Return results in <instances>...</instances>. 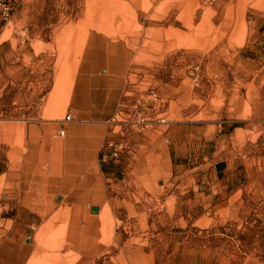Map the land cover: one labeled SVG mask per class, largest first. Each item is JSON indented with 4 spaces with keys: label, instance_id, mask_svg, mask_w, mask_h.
<instances>
[{
    "label": "rangeland",
    "instance_id": "rangeland-1",
    "mask_svg": "<svg viewBox=\"0 0 264 264\" xmlns=\"http://www.w3.org/2000/svg\"><path fill=\"white\" fill-rule=\"evenodd\" d=\"M258 1L52 0L54 17L84 18V28L131 47L123 97L107 117L119 112L128 123L105 125V140L113 130L123 132L118 142L127 147L115 165L102 162L103 200L92 192L82 206L70 207L60 195L51 215L30 217L35 226H24L21 217L9 230L5 221L0 264H264V6H254ZM72 45L63 43V60L70 62ZM70 92L65 97L64 88H53L51 101L35 108L47 119L71 112L75 121ZM27 110L21 105L20 115L28 118ZM139 116L148 122L141 135L134 125ZM229 124L245 129L234 137L240 151L232 154L244 158L246 187L224 205L205 206L196 192L199 171L189 175L180 167L186 161L172 165L165 154L159 162L151 152L162 140L165 153L174 144L183 153L191 139L193 167L201 162L194 153L200 142ZM0 129L6 164L8 148L24 143L25 125L0 116Z\"/></svg>",
    "mask_w": 264,
    "mask_h": 264
},
{
    "label": "crops",
    "instance_id": "crops-1",
    "mask_svg": "<svg viewBox=\"0 0 264 264\" xmlns=\"http://www.w3.org/2000/svg\"><path fill=\"white\" fill-rule=\"evenodd\" d=\"M5 1L13 11L10 18L0 13V116L25 125L24 143L8 148L11 158L6 164L0 129V228L7 221L12 230L21 217H27L24 226L32 227L36 222L30 217L51 215L52 201L60 195L70 207L82 206V199L92 192L100 200L105 198L101 150L109 138L105 140L104 121L121 102L134 53L123 39L99 28H84V18L54 17L52 0ZM261 2L254 6H264ZM66 40L73 41L70 62L62 58ZM53 88H64L65 97L71 89L69 102L75 121L64 125L62 119L41 117L43 111L36 110L37 101H51ZM21 105H27L28 118L20 115ZM63 126L66 133L60 137L57 133ZM223 128L200 142L194 153L201 162L193 167L191 139L183 153L175 149L176 144L174 151L169 148L165 153L162 140L155 141L151 152L159 162L165 154L172 165L186 161L180 167L189 175L199 171L202 178L196 192L205 206L224 205L247 183L243 156L232 154L240 151L234 137L245 129L230 124ZM143 157L140 154L137 166ZM3 255L0 248V258Z\"/></svg>",
    "mask_w": 264,
    "mask_h": 264
},
{
    "label": "built area",
    "instance_id": "built-area-1",
    "mask_svg": "<svg viewBox=\"0 0 264 264\" xmlns=\"http://www.w3.org/2000/svg\"><path fill=\"white\" fill-rule=\"evenodd\" d=\"M13 7L10 3L6 2L5 0H0V13L5 17V18H10L12 15ZM121 116V120L118 119V117ZM127 117L121 115L119 112L115 114L111 119L105 121V123L110 124V123H115L118 122L119 125H127ZM138 120L134 122V125L138 128L137 133L139 135L143 134V131L148 127V122L146 118L139 116L137 118ZM74 120V115L69 112L65 116V118L62 120L64 125L67 123H70ZM65 128L64 126L60 128L59 132L57 133L60 137L65 136ZM114 135L109 137V139L104 143L103 148L101 150V160L102 162H113L117 161L119 157V152L123 150V148L127 147V143L123 142H118V137L120 135H123V132H116L113 130ZM120 134V135H119ZM123 137V136H122Z\"/></svg>",
    "mask_w": 264,
    "mask_h": 264
},
{
    "label": "water",
    "instance_id": "water-1",
    "mask_svg": "<svg viewBox=\"0 0 264 264\" xmlns=\"http://www.w3.org/2000/svg\"><path fill=\"white\" fill-rule=\"evenodd\" d=\"M58 199H61V197H59ZM99 209H100L99 206H96V205L91 206V212L92 213H98Z\"/></svg>",
    "mask_w": 264,
    "mask_h": 264
},
{
    "label": "bare ground",
    "instance_id": "bare-ground-1",
    "mask_svg": "<svg viewBox=\"0 0 264 264\" xmlns=\"http://www.w3.org/2000/svg\"><path fill=\"white\" fill-rule=\"evenodd\" d=\"M262 2H264V0H262ZM262 2H261V3H262ZM240 9H241V8H240ZM242 9H243V8H242ZM242 9H241V16H240V17H242V16L244 15V9H243V10H242ZM245 11H246V10H245ZM239 14H240V12H239ZM58 136H59V135H58ZM99 211H100V209H99ZM103 224H104V223H103ZM105 231H106V230H105ZM59 259H60V258H59Z\"/></svg>",
    "mask_w": 264,
    "mask_h": 264
},
{
    "label": "trees",
    "instance_id": "trees-1",
    "mask_svg": "<svg viewBox=\"0 0 264 264\" xmlns=\"http://www.w3.org/2000/svg\"><path fill=\"white\" fill-rule=\"evenodd\" d=\"M103 163H104V165H107V164H108V165H112V166L115 165L113 162H110V163H105V162H103Z\"/></svg>",
    "mask_w": 264,
    "mask_h": 264
}]
</instances>
